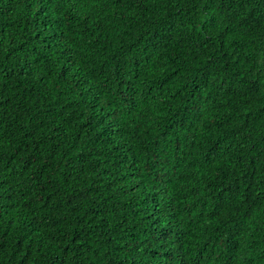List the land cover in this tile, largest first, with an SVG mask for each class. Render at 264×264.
I'll list each match as a JSON object with an SVG mask.
<instances>
[{
  "label": "trees",
  "instance_id": "obj_1",
  "mask_svg": "<svg viewBox=\"0 0 264 264\" xmlns=\"http://www.w3.org/2000/svg\"><path fill=\"white\" fill-rule=\"evenodd\" d=\"M0 264H264V0H0Z\"/></svg>",
  "mask_w": 264,
  "mask_h": 264
}]
</instances>
